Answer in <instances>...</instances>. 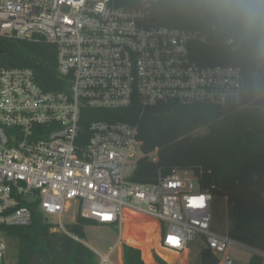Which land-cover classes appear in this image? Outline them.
I'll return each mask as SVG.
<instances>
[{
	"label": "built area",
	"instance_id": "2783aa9c",
	"mask_svg": "<svg viewBox=\"0 0 264 264\" xmlns=\"http://www.w3.org/2000/svg\"><path fill=\"white\" fill-rule=\"evenodd\" d=\"M156 2L125 8L116 0H0V37L53 45L59 80L46 90L31 69L0 74V264L5 230L30 226L34 210L60 220L50 223L53 231L82 241L63 225L73 208L76 219L115 226L120 244L133 224H152L159 249L175 258L200 239V253L210 250L217 264H237L236 249L248 250V264H264L263 251L211 229L218 200L199 177L182 170L152 184L131 179L143 156L134 113L141 119L170 102L240 105L245 96L240 68L192 58V44L206 41L202 31L152 21ZM89 248L98 264H114L115 248L106 255Z\"/></svg>",
	"mask_w": 264,
	"mask_h": 264
},
{
	"label": "trees",
	"instance_id": "16d2710c",
	"mask_svg": "<svg viewBox=\"0 0 264 264\" xmlns=\"http://www.w3.org/2000/svg\"><path fill=\"white\" fill-rule=\"evenodd\" d=\"M194 3L157 0L151 13L160 26L202 31L206 41L192 44V58L200 66L240 68L243 102L229 106L170 102L149 108L141 119L134 113L132 121L139 124L143 156L131 179L152 184L177 171L191 172L199 177L202 189L218 201L227 198L230 238L264 252V67L255 65L239 40L222 33L195 11ZM116 5L139 7L141 0H116ZM0 50V74L8 68H28L44 89L57 87V51L53 45L42 38L29 41L0 37ZM202 128L208 130L207 134L197 136ZM155 151L157 158L153 160ZM93 226L99 225L79 216L66 227L82 240L85 229ZM52 228L42 213L34 210L30 226L5 230L9 246L17 250V264H30L37 256L44 264H98L95 253L82 241ZM140 238L147 264H152L151 247L157 248L164 259L171 257L170 252L159 249L155 237L149 241ZM122 247L124 264H144L138 250L124 244ZM261 261L253 258L250 264ZM217 263L210 250L200 253L199 264Z\"/></svg>",
	"mask_w": 264,
	"mask_h": 264
},
{
	"label": "rangeland",
	"instance_id": "374dc122",
	"mask_svg": "<svg viewBox=\"0 0 264 264\" xmlns=\"http://www.w3.org/2000/svg\"><path fill=\"white\" fill-rule=\"evenodd\" d=\"M208 130L202 128L197 131L195 134L205 135ZM136 154L131 159L132 163H136L140 158V152L138 149L135 150ZM49 223L59 224L60 220L57 217L47 216L45 217ZM140 222L148 221V218H140ZM76 221V209L73 208L70 213H67L63 217V225L68 226L74 224ZM153 225H142V224H133L132 229L128 231L129 234L126 236V241L122 242L125 246L134 248L141 253V261L144 264H147L145 261V252L143 246L141 245V236L143 240L149 241L150 238H153L155 232L150 229ZM230 228V222L228 219V210L227 203L225 200L216 201L212 204L211 208V229L218 235L225 236L228 234ZM135 237L132 238L136 241L128 239V236ZM120 234L119 230L115 226H102L97 227H87L85 229V237L82 239V242L86 245L95 249L99 253L106 255L109 254L117 245ZM130 238V237H129ZM147 238V239H145ZM204 248V244L197 239L191 246L188 253L175 258V255L171 254V257L164 259L163 255L158 252V250L151 247L149 250V255L152 260V264H160L159 260L165 262L166 264H199L200 262V250ZM247 249H236L233 252L234 258L238 260L237 264H248L249 257L247 255ZM17 250L16 248L7 242L6 253L4 256V264H17ZM112 261L114 264H120L119 259L123 261L124 264V252L119 251L118 248L115 249L112 254ZM159 259V260H158Z\"/></svg>",
	"mask_w": 264,
	"mask_h": 264
},
{
	"label": "clouds",
	"instance_id": "9594fccd",
	"mask_svg": "<svg viewBox=\"0 0 264 264\" xmlns=\"http://www.w3.org/2000/svg\"><path fill=\"white\" fill-rule=\"evenodd\" d=\"M193 8L239 40L255 65L264 67V0H195Z\"/></svg>",
	"mask_w": 264,
	"mask_h": 264
},
{
	"label": "water",
	"instance_id": "95a60500",
	"mask_svg": "<svg viewBox=\"0 0 264 264\" xmlns=\"http://www.w3.org/2000/svg\"><path fill=\"white\" fill-rule=\"evenodd\" d=\"M152 21L153 22H157L156 19H152ZM0 54H2V51L1 50H0ZM31 200H32V198L29 199V201H31ZM30 264H44V262L42 261V259L39 256H37V257H35L33 259V261Z\"/></svg>",
	"mask_w": 264,
	"mask_h": 264
},
{
	"label": "crops",
	"instance_id": "0c3cea01",
	"mask_svg": "<svg viewBox=\"0 0 264 264\" xmlns=\"http://www.w3.org/2000/svg\"><path fill=\"white\" fill-rule=\"evenodd\" d=\"M116 248H118V250L122 252V251H123L122 243H121V244H120V243H117V247H116ZM116 248H115V249H116ZM119 262H120V264H121L120 259H119ZM122 264H123V261H122Z\"/></svg>",
	"mask_w": 264,
	"mask_h": 264
},
{
	"label": "snow or ice",
	"instance_id": "6c2138e0",
	"mask_svg": "<svg viewBox=\"0 0 264 264\" xmlns=\"http://www.w3.org/2000/svg\"><path fill=\"white\" fill-rule=\"evenodd\" d=\"M107 218V217H106Z\"/></svg>",
	"mask_w": 264,
	"mask_h": 264
}]
</instances>
